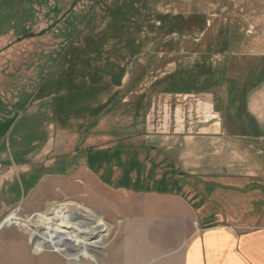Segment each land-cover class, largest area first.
<instances>
[{
  "label": "rangeland",
  "instance_id": "1",
  "mask_svg": "<svg viewBox=\"0 0 264 264\" xmlns=\"http://www.w3.org/2000/svg\"><path fill=\"white\" fill-rule=\"evenodd\" d=\"M263 1L0 0V36L12 30L17 39L15 60L0 66V221L16 208L28 218L50 202H78V195L118 229L116 240L100 245L92 261L37 247L38 227H5L0 264H168L184 235L170 234L168 225L152 230L155 250L146 247L136 259L122 226L127 214L135 221L141 213L139 200L92 180L73 182L84 179L76 174L86 167L114 188L139 189L134 176L146 165L136 150H143V128L158 94L209 92L229 120H242V88L264 71V60L251 56V33L263 28L251 25V18ZM39 30L43 34L34 37ZM31 36L36 40L20 45ZM63 74L76 86L97 83L98 94L94 115L71 116L66 129L57 110L64 105L72 113L93 99L70 92ZM63 194L70 197L55 200ZM252 195L251 205L261 198ZM118 211L126 213L116 218ZM263 220L251 217V225Z\"/></svg>",
  "mask_w": 264,
  "mask_h": 264
},
{
  "label": "crops",
  "instance_id": "2",
  "mask_svg": "<svg viewBox=\"0 0 264 264\" xmlns=\"http://www.w3.org/2000/svg\"><path fill=\"white\" fill-rule=\"evenodd\" d=\"M259 6L254 7L257 16L251 18V25L263 28L251 33V56L264 60V1ZM43 26L38 27L42 30ZM32 37L18 39L20 45L36 40ZM16 47L12 30L0 36V66L4 69L15 60ZM242 91L240 121L236 117L229 120L224 106L209 92L155 96L143 128V150H136L146 165L134 176L137 190L132 184L114 188L86 167L77 171L76 177L81 174L84 179L78 177L73 184L92 180L109 192L139 200L141 213L135 221L127 214V225L122 226L136 259L143 257L146 247L155 250L152 230L161 231L168 225L170 234L184 235L168 264H264V220L251 225V217L264 219V71ZM167 171L172 172V180ZM194 181L200 183L198 189ZM164 183L169 184L168 190L162 189ZM254 193L261 198L251 205ZM256 208L260 209L257 214Z\"/></svg>",
  "mask_w": 264,
  "mask_h": 264
},
{
  "label": "bare ground",
  "instance_id": "3",
  "mask_svg": "<svg viewBox=\"0 0 264 264\" xmlns=\"http://www.w3.org/2000/svg\"><path fill=\"white\" fill-rule=\"evenodd\" d=\"M89 186L90 184H88L90 189ZM58 191H62V188H58ZM91 195L93 193L90 190ZM68 197L69 194H63L55 197V200ZM75 198L78 202L48 201L50 203L45 205V209L35 212L28 218H22L21 209L16 208L0 221V231L5 227L21 226L23 223L30 227H38L42 233L36 241L37 247L48 245L58 253H64L69 257L94 261V254L98 253L99 246L113 242L118 229L113 228L102 213L85 204L86 201L78 195ZM124 213L118 211L116 218L123 217Z\"/></svg>",
  "mask_w": 264,
  "mask_h": 264
},
{
  "label": "trees",
  "instance_id": "4",
  "mask_svg": "<svg viewBox=\"0 0 264 264\" xmlns=\"http://www.w3.org/2000/svg\"><path fill=\"white\" fill-rule=\"evenodd\" d=\"M43 32L40 34L42 35ZM73 51H71L72 53ZM67 53H70V51H68ZM74 53V52H73ZM65 73V72H64ZM64 74H63V81L66 84V88L70 91V92H75V91H80L81 92V96L84 98V101H86L87 99H93V104L92 105H88V106H76V110H74V112H70L68 108H63L60 110H57V117L59 116V120L61 122V128L66 129L68 128V126H70V123L67 122V120H69L71 118V116H74V118H80L83 117L85 115H94V110L93 109V105H94V101L95 99L98 98V94H97V89L95 88L97 83L92 82V83H87V84H83L81 86H76L73 84L72 79L68 80V78H64ZM101 80V79H100ZM59 81V80H58ZM74 86V87H73ZM80 109V110H78ZM93 112V113H92ZM76 163H74L75 165Z\"/></svg>",
  "mask_w": 264,
  "mask_h": 264
}]
</instances>
